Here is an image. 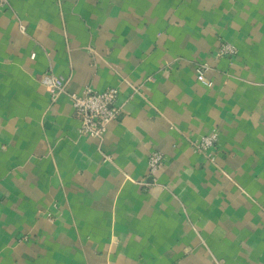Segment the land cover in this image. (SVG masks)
<instances>
[{
  "label": "crops",
  "instance_id": "0c3cea01",
  "mask_svg": "<svg viewBox=\"0 0 264 264\" xmlns=\"http://www.w3.org/2000/svg\"><path fill=\"white\" fill-rule=\"evenodd\" d=\"M88 88L118 92L103 143L68 97ZM0 264H264V0H7Z\"/></svg>",
  "mask_w": 264,
  "mask_h": 264
},
{
  "label": "built area",
  "instance_id": "2783aa9c",
  "mask_svg": "<svg viewBox=\"0 0 264 264\" xmlns=\"http://www.w3.org/2000/svg\"><path fill=\"white\" fill-rule=\"evenodd\" d=\"M7 6V0H0V9ZM22 32L25 31L21 27ZM238 54L237 48L230 43H222L218 50L217 57H234ZM32 59L35 58L33 54ZM209 67L204 64L197 69L199 77L204 76ZM43 86L50 93L55 101L59 96L66 95L65 85L49 70L42 79ZM73 107L75 119L80 123L81 136L88 137L103 143L106 139L110 124L116 121L119 114L118 92L109 89L103 93H97L92 89H86L82 95L68 94ZM219 140L218 133L203 136L198 141L192 143L193 148L213 160L211 151L214 150ZM105 163H113L109 156L103 155ZM163 156L160 153H152L148 161L149 174L154 176L163 165Z\"/></svg>",
  "mask_w": 264,
  "mask_h": 264
}]
</instances>
